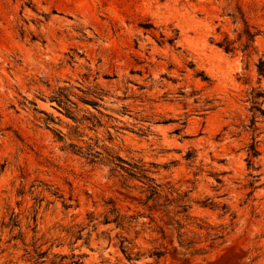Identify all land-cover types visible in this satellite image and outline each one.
Masks as SVG:
<instances>
[{
  "label": "rangeland",
  "instance_id": "obj_1",
  "mask_svg": "<svg viewBox=\"0 0 264 264\" xmlns=\"http://www.w3.org/2000/svg\"><path fill=\"white\" fill-rule=\"evenodd\" d=\"M260 59L264 0H0V264H35L36 248L39 264H264ZM59 89L105 126L67 142L148 164L175 202L151 211L141 182L64 151L56 134L77 124ZM88 89L102 113L76 97Z\"/></svg>",
  "mask_w": 264,
  "mask_h": 264
},
{
  "label": "trees",
  "instance_id": "obj_2",
  "mask_svg": "<svg viewBox=\"0 0 264 264\" xmlns=\"http://www.w3.org/2000/svg\"><path fill=\"white\" fill-rule=\"evenodd\" d=\"M245 35H246V42L243 45V52H248L250 48H253V43L255 41L256 36L258 35L257 32H253L250 28L245 30ZM242 38V37H241ZM219 46L227 52H234L237 50L235 46V41L230 40L229 38H225L223 42H219ZM258 67V72L260 76H264V60L260 59L259 64L257 65ZM67 89H59L54 96L50 98L51 102H56L57 106H54L61 114L65 115L66 117L74 120L77 124V126L69 125L67 124V127L70 129L69 135L64 134L61 131H58L57 135V140L61 143H63V150L68 151L72 154H75L77 156H80L81 158H84L87 160L89 164H103L106 166H109L111 168V173L115 175L116 177L121 176L122 177V184L124 185L123 188L127 186L126 182L128 179H132L135 181H139L143 184L142 186V194L145 195V201L140 202L144 206L152 203L149 205V210L157 209L159 207H165L167 208L168 206L172 205V203L175 202V200L170 199L169 195H163L164 189L161 184H158L156 182V179L152 177L150 174L153 173V171L147 167L148 164L146 163H141V162H136V163H131L122 158L119 154H114L112 149L108 148L105 146V150L107 152V157H103V153L100 151H94V146L92 144L87 145L86 147H81L73 142H67L66 137L70 136L71 137H79L83 138L84 134L80 131L81 126L87 125V123H91L90 126H87L90 130H97L100 127H105L103 123L101 122L100 119H98L95 115H90V117L83 116L81 118H78L74 113L75 111L79 110V103L73 102L70 99V95L66 93ZM85 97H82L80 95L76 94V97L78 98L79 102L91 106L97 110H100L102 107V104L100 103L103 101L104 95L102 93H98L92 90H86L85 92ZM264 100V92L257 91L253 96L252 100L253 103L258 105L259 104V99ZM71 103L72 106H70L68 103ZM75 109V111L73 110ZM260 111L263 112L264 110ZM42 113H45L44 111H41ZM88 114H91L89 110H86ZM102 113V112H101ZM47 114V113H45ZM264 114V112H263ZM51 121H55V119L52 116H49ZM46 124H48V120H45ZM110 141H113V138H110ZM98 144V141H96V145ZM260 155V151L258 149L257 141L254 138L253 142L248 146V164L249 167L252 166L253 164V159L257 158ZM194 156L192 152H189V154L186 156V159L190 160ZM126 164L129 165V167L126 166ZM151 167H155L156 164L150 163L149 164ZM125 172L128 176L125 177L124 174L121 172ZM219 181V180H218ZM220 182V181H219ZM162 198H165V203L162 204L161 200ZM179 199V201H181ZM112 203V202H111ZM70 208L71 206H66ZM177 208H179L178 211H176L175 214H184L188 211L189 206L182 202L181 204L177 205ZM117 211L116 206H114V209L112 212L114 213ZM110 223H116L118 227H124L125 221L123 218H120V216H116L114 220H111L110 218H105L104 224H110ZM177 224H179L182 227L181 223L177 221ZM124 229V228H123ZM36 232V231H34ZM182 236V235H181ZM81 238V236L79 237ZM78 238V239H79ZM125 242H127V239L122 237L120 240L121 243V249L122 251L127 255V258L129 260H133V252H130L129 248L126 246ZM204 249H199L197 250L198 252L203 251ZM36 253L38 258L35 260V264H39L38 260L45 257L47 252H40L38 251V248H36ZM30 254V252H27ZM165 255V252H156L152 254V257H155L156 261L159 262L161 258ZM140 257V255H137ZM62 259H65V256H59ZM71 264H83L80 261H74Z\"/></svg>",
  "mask_w": 264,
  "mask_h": 264
}]
</instances>
